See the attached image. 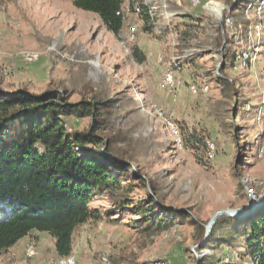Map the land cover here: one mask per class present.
Segmentation results:
<instances>
[{
  "label": "rangeland",
  "instance_id": "1",
  "mask_svg": "<svg viewBox=\"0 0 264 264\" xmlns=\"http://www.w3.org/2000/svg\"><path fill=\"white\" fill-rule=\"evenodd\" d=\"M139 2L148 8L147 19L130 9ZM228 3L124 0L117 37L72 0H0V90L53 89L68 94L69 102L88 98L89 91L109 97L114 105L100 134L111 139L131 176L113 193L92 194L89 206L98 217L76 228L69 256L58 259L53 238L33 230L0 253V264H59L65 258L71 264H254L258 255L249 260L243 238L229 246L217 237L218 247L206 246L231 223L222 219L212 232L220 215L206 236L218 210L249 207L264 195V8L257 4L255 17L247 8L245 18L239 8L227 26ZM225 38L234 59L223 62ZM132 47L143 61L132 56ZM70 124L86 129L91 119ZM148 195L158 208L184 217L152 230L129 210L111 211L123 197L134 204ZM262 208L264 202L233 218L244 220ZM198 223L205 228L201 242Z\"/></svg>",
  "mask_w": 264,
  "mask_h": 264
},
{
  "label": "trees",
  "instance_id": "2",
  "mask_svg": "<svg viewBox=\"0 0 264 264\" xmlns=\"http://www.w3.org/2000/svg\"><path fill=\"white\" fill-rule=\"evenodd\" d=\"M123 2L72 0L74 7L97 14L104 27L117 37L125 22ZM258 2L229 0L231 8L224 13L225 24L226 19L233 23L231 17L239 8L244 18L247 8L255 17L253 10ZM136 7L147 19V6L141 2L136 6L130 4L133 13ZM241 26L237 24L234 29ZM225 42L223 62L234 59L231 42L227 38ZM221 45L222 40L218 47ZM132 56L139 62L144 60L137 47H132ZM113 105L109 97L92 91L88 98L69 102L68 94L53 89L39 94L24 89L10 94L0 90V253L35 230L53 238L58 259L69 256L76 228L98 217V212L89 206L92 194L113 193L121 187L123 180L131 178L127 166L111 148V139L100 134V130L108 125L109 110ZM86 117L91 119L86 129L78 130L70 124L71 119ZM131 175L135 177L137 173L132 171ZM145 200L132 204L123 197L111 211L123 213L129 210L145 225L152 224V230L170 226L175 218L184 217L183 212L174 210L175 213H170L158 208L152 195ZM221 216L212 232L222 219L231 223L225 226V234L212 235L206 246L218 247V243L213 245L217 237L229 246L243 238L251 256L249 260L258 255L255 264H264V208L244 220ZM204 232V225L198 223V242L202 241Z\"/></svg>",
  "mask_w": 264,
  "mask_h": 264
},
{
  "label": "water",
  "instance_id": "3",
  "mask_svg": "<svg viewBox=\"0 0 264 264\" xmlns=\"http://www.w3.org/2000/svg\"><path fill=\"white\" fill-rule=\"evenodd\" d=\"M263 202H264V195H263V197H261L256 202L255 201H250V206L249 207H241V208H237V209L218 210L213 215V217L211 218L210 222L206 226V236L208 235L212 225L215 223L216 219L220 215H227V216L234 217V218L244 217L246 215L254 213L256 211V209H258L262 205Z\"/></svg>",
  "mask_w": 264,
  "mask_h": 264
},
{
  "label": "bare ground",
  "instance_id": "4",
  "mask_svg": "<svg viewBox=\"0 0 264 264\" xmlns=\"http://www.w3.org/2000/svg\"><path fill=\"white\" fill-rule=\"evenodd\" d=\"M258 4H259L258 5L259 10L262 9V8H264V0H259ZM230 23H231V21L229 19H226V25L229 26ZM29 55L32 57V59L35 58V55L34 54H29ZM245 62H246V58H242L241 59V64L244 65ZM167 73H168V76H166V80L167 81H171V72L169 71ZM247 192H248V195L253 196V197L255 196V198L257 197V195L255 194L254 189L252 187L247 188ZM26 251H27V254L29 256L34 253V251L32 249V246H31V248H28ZM253 260H254V264H255L257 258H255ZM72 262H73L72 258H65V259H62L59 262V264H71Z\"/></svg>",
  "mask_w": 264,
  "mask_h": 264
},
{
  "label": "crops",
  "instance_id": "5",
  "mask_svg": "<svg viewBox=\"0 0 264 264\" xmlns=\"http://www.w3.org/2000/svg\"><path fill=\"white\" fill-rule=\"evenodd\" d=\"M220 8H221V5L217 8L216 11L218 12ZM122 10L124 11V8L123 7H122ZM133 14L136 15L135 13H133ZM25 237H23L20 240H18L13 246H11L10 248H8V250H10L11 248H16L17 246H19L24 241V238Z\"/></svg>",
  "mask_w": 264,
  "mask_h": 264
},
{
  "label": "built area",
  "instance_id": "6",
  "mask_svg": "<svg viewBox=\"0 0 264 264\" xmlns=\"http://www.w3.org/2000/svg\"><path fill=\"white\" fill-rule=\"evenodd\" d=\"M165 76H168V73H167V75H165Z\"/></svg>",
  "mask_w": 264,
  "mask_h": 264
}]
</instances>
